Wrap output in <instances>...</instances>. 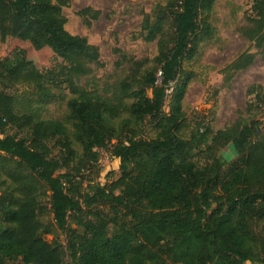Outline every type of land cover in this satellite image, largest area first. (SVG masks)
<instances>
[{
    "label": "trees",
    "instance_id": "obj_1",
    "mask_svg": "<svg viewBox=\"0 0 264 264\" xmlns=\"http://www.w3.org/2000/svg\"><path fill=\"white\" fill-rule=\"evenodd\" d=\"M216 2L144 12L135 40L157 43V55L115 50L126 74L100 86L99 48L66 29L71 0H0V45L12 38L58 59L29 79L27 50L0 60V264H264V117L185 132V63L213 37ZM78 14L88 29L101 15ZM246 21L250 49L222 71L225 82L254 65V48L264 53V0ZM248 96L247 113L264 112V88ZM56 104L66 118L43 117ZM110 145L121 174L103 186L86 174Z\"/></svg>",
    "mask_w": 264,
    "mask_h": 264
},
{
    "label": "rangeland",
    "instance_id": "obj_2",
    "mask_svg": "<svg viewBox=\"0 0 264 264\" xmlns=\"http://www.w3.org/2000/svg\"><path fill=\"white\" fill-rule=\"evenodd\" d=\"M257 0H217L210 18L213 28V37L205 42L200 52L192 62L185 63V69L192 75L188 94L184 102L187 115V135L195 128L210 124L214 131L233 126L238 121L263 119L264 112L253 111L247 113L250 102L248 89L253 85L264 88V53L259 54L257 49L256 61L246 71L238 73L232 82H225L222 71L250 49L251 43L240 34L239 30L247 26L246 16L251 13ZM158 3L166 4L167 0H71V6L64 10L68 19L66 29L73 35L86 37L89 42L98 47L104 68L95 71V81L100 86L118 82L127 69L117 70L119 56L115 50L120 49L129 56L136 58L157 55V43H145L135 40L141 29L144 12L150 13ZM92 8L100 11L98 21L93 22L88 29L79 12ZM27 50L28 64L22 71V78H32L37 71L52 68L58 59L50 49L36 51L29 43L9 38L0 45V60L6 58L15 49ZM85 80L82 84H85ZM25 88L21 91L24 92ZM20 91V92H21ZM21 92V94H22ZM66 107L63 104L48 106L44 109L43 117L64 120ZM151 125V118H147ZM108 148L100 149V158L97 166L87 171V179L101 185L111 184L120 177V160L114 158ZM80 151V149L78 148ZM58 153V151H56ZM223 157L227 162L237 158L234 146H229ZM48 223L52 222V215H45ZM62 243H66L64 235H57ZM49 241L54 236L47 237Z\"/></svg>",
    "mask_w": 264,
    "mask_h": 264
},
{
    "label": "built area",
    "instance_id": "obj_3",
    "mask_svg": "<svg viewBox=\"0 0 264 264\" xmlns=\"http://www.w3.org/2000/svg\"><path fill=\"white\" fill-rule=\"evenodd\" d=\"M159 75H161V73H160ZM172 91H173V88H170V89L168 90V94H171Z\"/></svg>",
    "mask_w": 264,
    "mask_h": 264
}]
</instances>
